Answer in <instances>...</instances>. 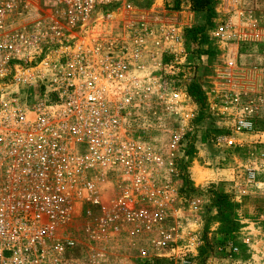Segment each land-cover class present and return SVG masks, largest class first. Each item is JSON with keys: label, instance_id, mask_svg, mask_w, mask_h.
<instances>
[{"label": "built area", "instance_id": "2783aa9c", "mask_svg": "<svg viewBox=\"0 0 264 264\" xmlns=\"http://www.w3.org/2000/svg\"><path fill=\"white\" fill-rule=\"evenodd\" d=\"M148 1L0 0V264H103L110 245L137 239L141 256L195 264L201 200L181 194L182 171L133 129L149 108L194 118L179 84L190 26ZM247 17L260 39L263 20ZM205 30L223 43L233 33L227 22ZM224 89L228 111L241 95ZM191 132L172 131V146Z\"/></svg>", "mask_w": 264, "mask_h": 264}, {"label": "rangeland", "instance_id": "374dc122", "mask_svg": "<svg viewBox=\"0 0 264 264\" xmlns=\"http://www.w3.org/2000/svg\"><path fill=\"white\" fill-rule=\"evenodd\" d=\"M213 1L210 0V9ZM151 3L162 5L166 11L194 12L191 0H180V7L175 10L167 8L164 0L163 3L159 0L147 2ZM233 15L232 11L225 12L215 15L211 21L213 26L227 22L232 27L233 33L224 43L206 30L193 38L191 31L201 28L203 25H198L201 23L186 28L187 51L194 57H190L188 66L184 65L188 69L184 67L179 84L186 90L192 84L201 86L206 95L204 118L197 121L198 108L194 103V118L186 121L149 108L147 128H133L136 135L147 137L149 142L161 147L169 167L182 171L176 180L179 187L184 174L194 187L218 183L235 204L234 217L239 225L229 237L219 232L216 208L209 209L208 198L192 194L201 200L202 217L201 245L195 264H264V17H257L263 20V30L262 37L255 40L250 19L233 18ZM232 46L237 47L234 48L238 51L237 60L231 57ZM225 72L229 73V80L223 79ZM225 86L228 92L236 91L241 95L238 103L229 105L228 111L221 110V90H225ZM246 107L252 111H246ZM238 120L251 122V128L237 129ZM187 124L192 126L193 132L186 134L176 149L170 142V133ZM202 135L206 136V141H202ZM229 136L232 141L223 140ZM187 149H190L188 155ZM180 192L184 195L181 189ZM74 227L79 237L78 225ZM246 238H249L247 243L244 242ZM83 240L79 239L80 246L72 254L75 260L86 257V241ZM146 243L144 239L117 241L107 248L103 264H172L167 258L141 256L139 250L148 249ZM231 246L238 250L233 252ZM201 248L202 258L199 256Z\"/></svg>", "mask_w": 264, "mask_h": 264}, {"label": "trees", "instance_id": "16d2710c", "mask_svg": "<svg viewBox=\"0 0 264 264\" xmlns=\"http://www.w3.org/2000/svg\"><path fill=\"white\" fill-rule=\"evenodd\" d=\"M165 6L171 8L173 10L178 9L180 7V0H164ZM192 9L194 11L203 12L209 10L210 0H191ZM211 24V23H210ZM209 24V25H210ZM204 30L201 28H194L191 31L192 37L195 38L197 33H200ZM201 40L199 39V42ZM188 96L191 101L198 108V116L197 121H201L204 118V110L206 107V95L203 92L201 86L198 84H192L187 89ZM202 141H206V136L202 135ZM186 155L190 154V149L185 151ZM186 167H183L182 170L185 171ZM181 191L187 194H202L205 195L211 203L209 209L215 207L216 208V219L219 225V232L229 235L232 237L234 233L238 229V222L234 217V207L235 204L231 202L230 197L224 193V190L221 188V184L218 183H210L204 187H194L192 182H190L188 176L185 174L182 176V186ZM203 249L201 248L199 251V256L202 258Z\"/></svg>", "mask_w": 264, "mask_h": 264}, {"label": "crops", "instance_id": "0c3cea01", "mask_svg": "<svg viewBox=\"0 0 264 264\" xmlns=\"http://www.w3.org/2000/svg\"><path fill=\"white\" fill-rule=\"evenodd\" d=\"M159 3H163V0H159ZM214 5L212 9L209 8L207 11L203 12H185L182 11L180 16V21L187 26H193L197 23L198 25H203L204 30L211 23L213 17L218 14H223L225 12H234L233 18L239 16L253 15L254 17H259L264 14V0H214ZM237 47L232 46L231 57L237 60L238 51L234 50Z\"/></svg>", "mask_w": 264, "mask_h": 264}, {"label": "flooded vegetation", "instance_id": "af4514ba", "mask_svg": "<svg viewBox=\"0 0 264 264\" xmlns=\"http://www.w3.org/2000/svg\"><path fill=\"white\" fill-rule=\"evenodd\" d=\"M147 128V123L145 124V126L143 127V129L145 130ZM142 139H147V137L144 136H140Z\"/></svg>", "mask_w": 264, "mask_h": 264}]
</instances>
